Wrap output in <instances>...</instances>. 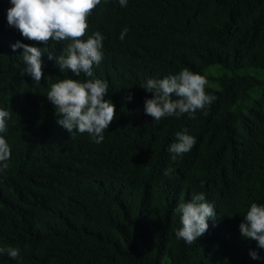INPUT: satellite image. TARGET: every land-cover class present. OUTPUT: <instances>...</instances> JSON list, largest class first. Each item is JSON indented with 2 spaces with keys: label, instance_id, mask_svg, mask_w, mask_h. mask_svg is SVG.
I'll use <instances>...</instances> for the list:
<instances>
[{
  "label": "trees",
  "instance_id": "obj_1",
  "mask_svg": "<svg viewBox=\"0 0 264 264\" xmlns=\"http://www.w3.org/2000/svg\"><path fill=\"white\" fill-rule=\"evenodd\" d=\"M247 67L264 0H0V264H264Z\"/></svg>",
  "mask_w": 264,
  "mask_h": 264
},
{
  "label": "rangeland",
  "instance_id": "obj_2",
  "mask_svg": "<svg viewBox=\"0 0 264 264\" xmlns=\"http://www.w3.org/2000/svg\"><path fill=\"white\" fill-rule=\"evenodd\" d=\"M227 72L225 69H223L219 65H210L206 67L205 74L206 77L203 80H200L197 82L198 86H210L217 88V82L214 80L213 77L223 73ZM241 74H248L251 76H254L255 78L262 81L261 85L253 86L248 93V98L244 101L243 105L249 104L254 98H257L262 92H264V69L263 68H254V67H247V68H241L237 71Z\"/></svg>",
  "mask_w": 264,
  "mask_h": 264
}]
</instances>
